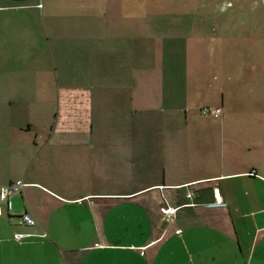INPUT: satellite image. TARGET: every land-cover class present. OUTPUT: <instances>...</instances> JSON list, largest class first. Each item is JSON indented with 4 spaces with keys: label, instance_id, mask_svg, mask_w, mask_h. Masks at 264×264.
Masks as SVG:
<instances>
[{
    "label": "crops",
    "instance_id": "obj_1",
    "mask_svg": "<svg viewBox=\"0 0 264 264\" xmlns=\"http://www.w3.org/2000/svg\"><path fill=\"white\" fill-rule=\"evenodd\" d=\"M177 4L0 0V184H24L0 264H264L263 98L228 113L213 78L190 109V37L156 23ZM213 33L191 42L210 63ZM200 106L219 122L191 125Z\"/></svg>",
    "mask_w": 264,
    "mask_h": 264
},
{
    "label": "rangeland",
    "instance_id": "obj_2",
    "mask_svg": "<svg viewBox=\"0 0 264 264\" xmlns=\"http://www.w3.org/2000/svg\"><path fill=\"white\" fill-rule=\"evenodd\" d=\"M177 1L182 4H177L175 7L165 6L162 10L164 12L156 15V23H158V31L162 25V34H171L172 37L180 35L183 40L190 37L189 47L192 49H190L189 58L191 57L193 61L189 62L188 66L189 78L192 82L191 88L194 86L198 88L197 94L190 101V109L194 108L195 103L202 105L213 99L212 95L215 92L207 90V83L213 78H216L215 87L220 84L225 96L224 109L228 113L231 95L245 96L246 94L248 97H261L264 103V0ZM176 14H182L183 18L173 20ZM203 20H205L204 27L201 26ZM200 26L201 29L204 28L202 30L206 35L205 40L208 41V34L215 30V41L219 42V38L221 41V44L215 47L216 59L211 63L207 59V56L211 54H208L205 48L204 52H193L195 47L191 43L192 38L201 34ZM195 65L197 70L193 69ZM202 80L204 82H201ZM231 81H233L232 85ZM200 88H203V91ZM30 104L35 107V110H40L39 102ZM253 104V107H256V104L264 107L261 103ZM205 107L207 106H200V112ZM201 116H203L202 119L192 118L189 123L191 125L211 124L208 117L211 115L201 113ZM50 118L46 114L45 117L36 119L39 122L41 120L46 122ZM214 120L219 122L220 119Z\"/></svg>",
    "mask_w": 264,
    "mask_h": 264
},
{
    "label": "built area",
    "instance_id": "obj_3",
    "mask_svg": "<svg viewBox=\"0 0 264 264\" xmlns=\"http://www.w3.org/2000/svg\"><path fill=\"white\" fill-rule=\"evenodd\" d=\"M201 113H206L208 115H211L212 117L217 118L221 114V109L205 107L202 108ZM23 185L24 184L22 183V181L19 180L10 182L8 184H0V202L4 203L7 212L10 213L12 209L11 196L20 191ZM161 213L164 216L170 217L174 214V210L171 208H161ZM21 219L23 224L26 226L32 227L36 225L35 220L28 213H24L21 216ZM16 239H20V236L17 235Z\"/></svg>",
    "mask_w": 264,
    "mask_h": 264
}]
</instances>
